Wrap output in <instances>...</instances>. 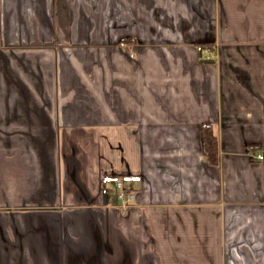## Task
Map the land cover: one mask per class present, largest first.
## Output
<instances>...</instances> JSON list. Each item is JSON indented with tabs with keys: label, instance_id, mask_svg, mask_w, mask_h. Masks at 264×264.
I'll return each mask as SVG.
<instances>
[{
	"label": "crops",
	"instance_id": "crops-1",
	"mask_svg": "<svg viewBox=\"0 0 264 264\" xmlns=\"http://www.w3.org/2000/svg\"><path fill=\"white\" fill-rule=\"evenodd\" d=\"M248 148L264 0H0V264H264Z\"/></svg>",
	"mask_w": 264,
	"mask_h": 264
},
{
	"label": "trees",
	"instance_id": "trees-1",
	"mask_svg": "<svg viewBox=\"0 0 264 264\" xmlns=\"http://www.w3.org/2000/svg\"><path fill=\"white\" fill-rule=\"evenodd\" d=\"M198 50L201 52L203 49L208 48L207 45H198ZM202 128V146L206 154L207 160L210 164L216 165L218 163V141L214 133L213 127L209 122H203ZM250 153H253L251 148H248ZM255 153V152H254Z\"/></svg>",
	"mask_w": 264,
	"mask_h": 264
},
{
	"label": "built area",
	"instance_id": "built-area-1",
	"mask_svg": "<svg viewBox=\"0 0 264 264\" xmlns=\"http://www.w3.org/2000/svg\"><path fill=\"white\" fill-rule=\"evenodd\" d=\"M250 158L252 160L261 161L263 160L264 156L260 153H257L255 155L250 154ZM114 195L119 203V206L123 210L128 209V207L134 202L136 197L135 193L131 190H127L120 180H117L115 182Z\"/></svg>",
	"mask_w": 264,
	"mask_h": 264
},
{
	"label": "rangeland",
	"instance_id": "rangeland-1",
	"mask_svg": "<svg viewBox=\"0 0 264 264\" xmlns=\"http://www.w3.org/2000/svg\"><path fill=\"white\" fill-rule=\"evenodd\" d=\"M208 57H209V58H213V57H214V54L210 53V54H208ZM249 153H250V152H249ZM250 154L255 155V154H257V153H254V152H253V153H250ZM261 161H262V160H261ZM135 200H136V197H135ZM135 200H134V201H135Z\"/></svg>",
	"mask_w": 264,
	"mask_h": 264
}]
</instances>
